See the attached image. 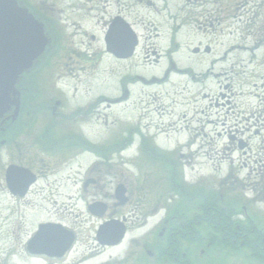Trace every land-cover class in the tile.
I'll use <instances>...</instances> for the list:
<instances>
[{"label":"rangeland","instance_id":"1","mask_svg":"<svg viewBox=\"0 0 264 264\" xmlns=\"http://www.w3.org/2000/svg\"><path fill=\"white\" fill-rule=\"evenodd\" d=\"M19 1L47 17L48 36L58 38L57 49L32 70L37 75L31 87L61 93L68 98L67 109H84L87 99L96 96L94 107L84 112L86 117L77 118V127L110 160L108 173L100 174L104 189L89 187L84 192L86 176H77L75 187L64 182L59 173L62 157L41 154L39 147L32 148L31 138L15 143L18 149L12 151L19 153L13 158L3 151V163L9 158L22 165L34 159L30 157L43 159L47 178L24 200H15L6 190L1 192L5 184L0 174V264H78L94 256L101 220L88 216L85 205L112 194L118 183L130 194L129 205L118 211L129 220L127 241L87 264H118L128 252L135 255L138 249L131 242H141L144 236L151 240L165 215L186 196L171 190L175 169L183 192H210L222 211L231 209L233 220L242 227L250 221L258 235L264 233V0ZM119 11L134 23L139 44L135 58L124 63L108 57L103 42L107 21ZM92 12L95 17L84 21ZM196 47L208 48L209 53L195 56ZM169 58L176 69L189 72L172 73L169 81L153 86L126 84L127 102L106 101L119 96L126 75L129 80L161 82ZM205 74L209 81L199 80ZM204 94L208 96L202 98ZM147 103L152 104L149 114L142 109ZM144 115L149 118L139 123ZM160 132L167 137H160ZM149 149L167 154L175 169L148 157ZM63 195L74 198L66 200ZM49 222L75 229L74 251L59 260L28 256L26 244L40 224ZM201 250L205 256L196 264H264L249 250L215 246L212 241L209 249L206 244L195 249V261Z\"/></svg>","mask_w":264,"mask_h":264},{"label":"flooded vegetation","instance_id":"2","mask_svg":"<svg viewBox=\"0 0 264 264\" xmlns=\"http://www.w3.org/2000/svg\"><path fill=\"white\" fill-rule=\"evenodd\" d=\"M16 2L18 6L26 8L33 17L38 19L39 22L43 24L46 36L49 38V44L46 46L42 57H49L52 52L51 49H57L58 47L57 36H55L54 34V38L51 37L52 35L48 36V34H51V29H49L51 24L50 20L45 16H41V14H38L33 9L28 7L27 3L20 2L19 0H16ZM140 3H143V1ZM148 5L150 7H153L152 9L155 8L152 3H148ZM35 14L39 15L41 18L36 16ZM129 18L130 17H128L126 14H123L121 11H119L117 14L110 17L107 21V30L105 34L107 33V31H109L110 26H113L114 24L120 28L128 27L129 29L134 30V23L129 21ZM56 43L57 45H55ZM138 48L139 44H137V46L135 47L133 56L129 58H117L113 54L109 53L106 48L104 49V51H106L105 54H107L108 57H110L113 61H116L117 63H124L135 58ZM192 53L195 56H199L201 53L208 54L209 49L205 48L201 50L200 47H196L195 49H193ZM152 55L156 56V58L161 57V55H158L157 52H153ZM76 56L79 57V54H76ZM156 58L153 60L154 63L158 62ZM169 63V66L167 63L168 67L166 69L164 79L161 82H154L152 84V82L147 81L144 78L138 77L136 79L129 80L128 75L124 76V86H122V92L119 94V96L113 98L112 100L106 101H111L114 104L127 102L130 93L125 88L126 84L136 85L138 83H141L147 86H153L156 83L167 82L164 80H168L169 76L172 75V73L177 74L176 72H182L181 70L179 71V69H176L171 58H169ZM168 68H170L171 72H168ZM33 69L34 67H32V69L28 73L22 74L16 85V90L19 93V110L17 116L13 118L16 107L12 105H9L6 108L7 110H5L0 116V174L1 178L3 176V182L5 184V189H3L1 192L6 190V192L15 200H24L42 179L44 180L47 178V174L43 176V173H45L44 168L46 167V164H42L43 159L37 160V158L35 157H30L34 159L30 160L27 165H22L20 163L18 164L17 162L13 161V159H11L15 154L19 153L13 152L12 149H18L16 148V146L19 145L18 142L22 138H26V140H28V138H31L33 143L31 144L32 148L33 146L39 147L41 151L40 153L43 155H51L56 153L61 156L62 168H60L59 173L64 177V182H71L72 187H75L78 182L77 176L80 177L81 174H84V176H86V178L82 182L84 192H86V189L89 187H92L95 191L104 189L105 183L102 181L103 177H100V174L104 173L105 176L108 173L107 171L109 170V168L107 162L110 160V158L107 157L108 154L101 155L102 151L97 150L89 141L88 137L82 132V130L77 127V124L79 122L77 121V118L82 116V114H84V116H82L80 119L86 117V113L84 112L88 108L94 107L97 97L94 96L91 99H87L84 105V109H82V106L67 109L66 102L68 101V98L63 96L61 93L56 94L54 90L50 89H46L45 91L47 92L43 93L40 91V89L31 87V85L35 81V77L33 76L37 75L36 72H32ZM188 72L189 70H186L185 72H182V74L185 75ZM191 74L192 72L190 73V75ZM207 75L208 74H205L203 78L199 77V80L206 82L209 81L208 79H210V77H206ZM209 75L212 76L211 73H209ZM195 78V76H192L191 80L195 81ZM22 83H24L25 85L22 86ZM195 83L200 84L199 81H196ZM26 85L27 87H25ZM193 86L195 85L193 84ZM207 96L208 95L204 94L202 98H206ZM94 98L95 100L93 102ZM37 127L40 128L36 131L35 129ZM15 143H17V145ZM3 151H8L6 155L11 156V158H9V160L5 163H3L2 160ZM154 154L156 155L157 160L159 159L168 162L170 163L169 165H171L172 169H175L173 166L174 163L167 156V154ZM38 162L42 164V167ZM9 167L22 168L23 170H26L25 172H27L29 179H33V183L29 186L24 196L13 194L8 188L6 172ZM173 173L175 174V181H178L176 176V169L173 171ZM50 175H52V173H50L48 176ZM1 178L0 180H2ZM0 188H3L1 181ZM116 192L117 194H121L117 195ZM62 197L66 200H71L74 198L68 195H63ZM129 197L130 194L128 193L125 185L122 183H118L115 185V189L113 190L112 194L108 192L104 195L102 200H94L91 203H87L85 205V210L87 215L91 218H98L99 220H101V223L97 226V229L107 222L117 221L124 224L125 232L127 235L129 231V220L127 217H125L124 214H118V211L124 209L129 205ZM94 204H97V209L93 210L94 212H92L90 206H93ZM179 207L180 209L178 207H175L169 214L165 215L164 219L161 221L162 225L157 232H154V237L151 240H148V238L144 236L141 238V242L140 240L131 242V246L137 247V249H140V251L137 250L135 255L128 252L124 256V258L121 259L123 264H196V262L203 259L205 253L204 250H201V257L195 261V234L193 228L194 223L206 221L207 218H205L204 216H195L196 207L194 208V202L189 201V203H183L182 201L181 204H179ZM94 213H98L100 215H96ZM68 230L72 232L73 241L70 248L61 257H57L59 255V251L57 250H54V252H52L57 256L33 254L28 250V244H26L25 249L28 256H40L50 260H59L65 258L69 253L74 251L77 245L78 238L75 229L68 228ZM35 234L36 232L33 234L30 240L35 236ZM205 239L206 238L203 236V241ZM122 242L118 243L117 245H104L101 244V242H99L97 237L95 236V248L100 249L98 254L108 249H113L121 245ZM151 260L153 262H151ZM121 261H118V264H121Z\"/></svg>","mask_w":264,"mask_h":264},{"label":"water","instance_id":"3","mask_svg":"<svg viewBox=\"0 0 264 264\" xmlns=\"http://www.w3.org/2000/svg\"><path fill=\"white\" fill-rule=\"evenodd\" d=\"M105 43L107 51L117 58L131 56L137 45L136 38L128 27L120 28L115 24L110 26ZM48 44L49 39L44 33L43 25L26 8L18 6L16 0H0V116L9 105L16 107L13 118L17 116L18 80L22 74L30 71ZM25 171L16 167L7 169V185L13 194L24 196L33 183V179H29ZM90 209L94 212L97 204L90 206ZM124 235V225L111 221L100 226L97 239L101 244L111 246L118 244ZM72 241L71 233L60 226L42 224L27 248L33 254L48 256H57L52 253L57 250L59 251L57 257H61L70 248Z\"/></svg>","mask_w":264,"mask_h":264},{"label":"trees","instance_id":"4","mask_svg":"<svg viewBox=\"0 0 264 264\" xmlns=\"http://www.w3.org/2000/svg\"><path fill=\"white\" fill-rule=\"evenodd\" d=\"M104 151L108 150L105 149ZM171 175V190L180 194L181 197L183 196L182 194H186L185 198L182 197L183 203L194 202L196 207L195 216L207 218L206 221L194 223L193 231L196 249L203 246V233H205L210 242H214L215 246L223 244L237 250H249L250 256L264 261V233L258 235V229L254 228L250 221L246 222L242 227L240 221L233 220L231 209H228L229 211H222V208L218 207L216 200L210 195V192L203 194H198V192L192 190L183 192L184 188L182 184L175 181V174L172 172ZM177 207L180 209L179 205Z\"/></svg>","mask_w":264,"mask_h":264},{"label":"bare ground","instance_id":"5","mask_svg":"<svg viewBox=\"0 0 264 264\" xmlns=\"http://www.w3.org/2000/svg\"><path fill=\"white\" fill-rule=\"evenodd\" d=\"M72 8V7H71ZM90 9H92V8H90ZM95 16H94V12H92L91 14H89V15H87V18H84V21L85 20H88V19H93ZM86 22H88V21H86ZM179 75H183L182 74V72H177ZM177 75V74H176ZM127 76V75H126ZM131 86L133 87V88H135L136 86L134 85V84H131ZM186 105H188V104H186ZM151 106H152V104H150V103H147V104H145L144 105V107H142V109L144 110L145 109V114H149L150 113V108H151ZM149 118V116H142L141 118H139L138 119V122L140 123V122H142L143 120H145V119H148ZM158 135L160 136V137H164V138H166L167 136L165 135V132H160V133H158ZM127 240H125V242H126ZM113 250H116L115 248H113ZM100 251V249H96V248H94L93 249V254H94V256H88V257H86V258H82V259H80L79 261H78V264H87L88 262H90L91 261V259H92V257H95L96 255H99V254H104L106 251H103V252H101V253H99L98 254V252Z\"/></svg>","mask_w":264,"mask_h":264}]
</instances>
